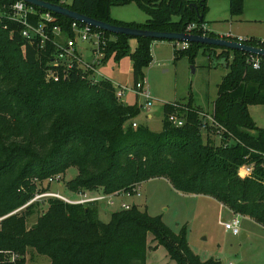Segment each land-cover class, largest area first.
I'll return each instance as SVG.
<instances>
[{"label": "trees", "instance_id": "trees-1", "mask_svg": "<svg viewBox=\"0 0 264 264\" xmlns=\"http://www.w3.org/2000/svg\"><path fill=\"white\" fill-rule=\"evenodd\" d=\"M42 1L115 26L220 38L202 28L207 0ZM131 2L148 15L145 23L111 17L113 6ZM244 9L245 0H229L232 16L242 15ZM53 15L57 24L69 30L73 20ZM192 24L198 28L188 31ZM21 30L19 24L0 19V218L24 207L37 191L49 190L48 184L42 187L49 178L64 176L75 167L78 175L67 182L71 192L101 190L119 196L163 178L178 192L211 197L264 227V128L250 114L251 106L264 105V59L255 70L244 52L197 43L184 50L174 47L175 59L188 54L194 60L204 49L211 59L227 64L229 72L218 87L211 114L217 126L207 125L202 132L204 119L199 112L204 111L190 100L181 104L187 108L180 110L185 118L182 127L168 121L176 103H167L163 129L154 132L144 125L133 126L140 113L137 103L123 104L108 79L92 82L75 69L69 80L47 82L49 52L30 46ZM103 34V63L130 58L134 86L144 81V69L152 62L151 44L157 40ZM131 39L137 40L134 51ZM259 40L250 38L247 43L256 46ZM248 163L254 164V172L241 178L238 169ZM47 203L48 209L31 227L28 219L38 210L37 202L0 222V264H27L30 253L48 258L50 264H146L150 234L155 248L163 246L176 264H218L212 259L203 261L191 249L186 228L174 233L161 217L137 205L112 213L104 223L97 203L69 205L57 199H47ZM12 253L19 256L14 262L7 259Z\"/></svg>", "mask_w": 264, "mask_h": 264}, {"label": "rangeland", "instance_id": "rangeland-1", "mask_svg": "<svg viewBox=\"0 0 264 264\" xmlns=\"http://www.w3.org/2000/svg\"><path fill=\"white\" fill-rule=\"evenodd\" d=\"M206 4L208 11L205 21L215 32L234 38L254 36L264 39V0H245L244 13L239 16L231 15L229 0H207ZM110 15L115 20L127 23H145L148 19V15L134 2L113 6ZM202 28L204 32H211L206 25H202ZM173 45L170 41H154L151 44L152 62L144 69V74L146 85L154 99L153 106L145 109L142 106L144 101L138 99L137 102L131 91H127L124 97L128 105L137 103L140 110L139 116L131 123L147 126L154 132H161L163 129L166 103L187 104L193 100V105L212 114L218 87L229 72V68L220 63L221 60L216 62V59H211L204 49L198 51L194 60L188 54L175 59V46L177 50L189 47ZM216 52L219 54L221 50L216 49ZM232 56L233 52L230 53L231 59ZM98 68L101 79H108L116 85L128 88L135 85L130 58H124L119 63L111 59ZM149 114L153 115L152 120L147 118ZM250 114L258 127L264 128V105L251 106ZM215 139L219 142V138ZM77 175V168H70L63 176L64 185L52 183L45 193H60L69 199L77 198L67 187V182ZM44 184L43 188L46 187V183ZM137 188L140 197L134 195L113 198L114 205H106L105 208H101L102 204H99V219L108 223L112 213L120 210L121 205L136 204L140 210L151 216L161 217L174 233L186 228L189 246L203 261L212 259L218 264H264V227L250 217L234 214L211 197L178 192L163 178L146 181ZM38 193L41 192L37 191L36 194ZM37 203L38 210L28 219V227L36 223L39 215L48 209L47 198ZM236 217L241 222V233L238 236L227 231L222 224V221L231 222ZM244 234L248 235L247 238L243 237ZM148 244L150 248L146 264H176L163 246L155 248L152 234L149 235ZM27 264H50V260L30 253Z\"/></svg>", "mask_w": 264, "mask_h": 264}, {"label": "built area", "instance_id": "built-area-1", "mask_svg": "<svg viewBox=\"0 0 264 264\" xmlns=\"http://www.w3.org/2000/svg\"><path fill=\"white\" fill-rule=\"evenodd\" d=\"M0 19H7L15 22L22 27L21 36L29 43L30 46H35L49 52V59L45 68V80L50 83H58L66 81L71 78L72 72L77 69L82 74H86L88 80L97 82L101 80V74L99 66L103 64V46L106 43V37L103 31H97L98 29L91 25L84 24L82 22L74 21L69 26V30L64 29L63 26L56 23L55 16L52 12H40L35 6H32L21 0H17L13 4H3L0 0ZM198 28L197 24L189 26L188 31ZM100 30V29H99ZM191 34V33H188ZM205 36V35H204ZM228 37V36H226ZM234 38L232 36H229ZM235 42L251 46L247 43L250 38L237 37ZM175 45L182 44L184 47H189V43L173 42ZM86 47H84V46ZM176 49L177 46H175ZM264 50V40L260 39L256 46H251ZM264 57H260L255 54H248L247 62L253 69L258 70L261 68ZM116 97L123 102L127 91H131L135 96L144 101L143 107L150 109L153 106V97L146 85V81L139 82L133 88H128L123 85H116ZM174 112L168 115V121L176 127H182L185 124V118L181 115L180 110L187 111V108L181 106V104H173ZM199 116L204 119V123L201 126L202 132L207 131V125L209 127L217 126V123L212 118L211 114L206 112H199ZM134 127H137L136 123H133ZM254 164H244L238 169V174L241 178L252 176L254 172ZM63 175H58L49 178L45 181L46 184L52 183L64 185ZM137 186L133 192L122 193L119 196L107 195L104 192L97 191H80L72 192L77 198L69 199L60 193H38L36 196L28 202L24 207L16 210L12 214L0 218V222L11 216L24 210L32 203L38 202L41 199H57L69 205H88V204H104L114 205L113 198H119L124 196H138ZM135 204H123L120 209L130 210ZM225 229L232 232L233 235L238 236L241 233L240 219L237 217L232 219L231 222L222 221ZM19 258L18 254H8L7 259L14 262ZM231 264V263H230Z\"/></svg>", "mask_w": 264, "mask_h": 264}, {"label": "water", "instance_id": "water-1", "mask_svg": "<svg viewBox=\"0 0 264 264\" xmlns=\"http://www.w3.org/2000/svg\"><path fill=\"white\" fill-rule=\"evenodd\" d=\"M23 2H26L32 6L42 8L46 11H50L54 14L64 16L66 18H69L74 21L82 22L84 24L91 25L92 27L96 29H100L106 32H109L114 35H126L133 38H152L157 41H170V42H180V43H197V44H203L208 46H215L219 48H225L227 50H234V51H240L247 54H255L260 57H264V50L247 46L244 44H240L235 41H230L225 38H215V37H209V36H201V35H195V34H185V33H163V32H153V31H146V30H138V29H132L129 27H122V26H115L111 24H107L95 19H92L88 16L79 14L77 12H74L66 7H63L58 4L45 2L42 0H21ZM194 8L197 7L194 5ZM203 17H200V20H202ZM223 65L227 64L225 61H221ZM104 207V205H102ZM245 237V235H243Z\"/></svg>", "mask_w": 264, "mask_h": 264}, {"label": "crops", "instance_id": "crops-1", "mask_svg": "<svg viewBox=\"0 0 264 264\" xmlns=\"http://www.w3.org/2000/svg\"><path fill=\"white\" fill-rule=\"evenodd\" d=\"M192 1H197V0H192ZM239 17H236V19H238ZM206 27L211 31V32H213V33H215V34H217L218 36H220V38H223V37H226V36H228V35H226L225 33H217V32H215L213 29H211V27H210V25L208 26V22H206ZM240 37H242V36H240ZM242 38H257V37H254V36H245V37H242ZM258 39H262V38H258ZM262 40H264V39H262ZM156 42V41H155ZM129 44H130V47H131V49H132V51H134L135 49H136V47H137V40L136 39H131L130 41H129ZM133 44H134V47H133ZM171 44L173 45V43L171 42ZM174 46V45H173ZM131 65H132V73H133V63H132V61H131ZM113 83V82H112ZM136 101L137 102H139V98H137L136 97ZM177 103V102H176ZM123 104H125V105H128V103H127V101L126 100H124V102H123ZM167 104V103H166ZM129 106H132V105H129ZM142 106H143V104H142ZM149 120H152L153 119V115L152 114H149L148 115V117H147ZM102 205H104V204H102ZM102 205H101V208H105L106 206L104 205V207H102ZM136 205V204H135ZM221 206H223L222 204H221ZM224 207V206H223ZM245 235V237L244 238H247V234H244ZM230 264V263H229Z\"/></svg>", "mask_w": 264, "mask_h": 264}]
</instances>
